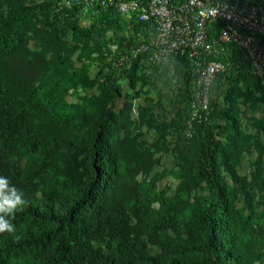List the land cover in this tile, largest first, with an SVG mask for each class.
Segmentation results:
<instances>
[{
    "label": "rangeland",
    "instance_id": "obj_1",
    "mask_svg": "<svg viewBox=\"0 0 264 264\" xmlns=\"http://www.w3.org/2000/svg\"><path fill=\"white\" fill-rule=\"evenodd\" d=\"M46 1L0 0V22L22 7L34 8ZM20 25V47L14 56L27 77L37 84L65 79L70 85L60 94L64 98L61 108L69 115L63 125L66 144L50 157L30 159L25 155L18 159L26 177L38 184L39 198L62 214L75 199L96 187L92 181L91 134L111 104L109 84L118 79L116 126L105 133L103 141L104 149L120 158V167L133 184L123 203L131 209L137 195L154 219L168 210L179 215L178 225L164 233L145 229L148 250L142 264H156L155 260L169 263L172 259L197 262L204 255V235L196 211L207 193L197 175V153L207 132L223 122L219 113L223 107L236 128L231 139L224 140L226 161H221V174L230 192L236 194V207L249 219L246 237L257 264H264V88H247L238 82L235 62L228 57L223 60L232 79L227 95L216 105L214 86L213 103L201 120L196 119L186 85L189 69L178 60L155 63L143 59L137 67L118 75L110 66L112 57L102 58L105 51L125 50L138 41L140 30L132 19H110L103 25V37L92 43L66 26L54 11L38 9ZM94 208L91 202L77 213ZM20 233L15 227L11 236ZM100 245L111 250L107 242ZM31 252L27 250L16 259L30 264Z\"/></svg>",
    "mask_w": 264,
    "mask_h": 264
},
{
    "label": "trees",
    "instance_id": "obj_2",
    "mask_svg": "<svg viewBox=\"0 0 264 264\" xmlns=\"http://www.w3.org/2000/svg\"><path fill=\"white\" fill-rule=\"evenodd\" d=\"M243 1L244 4L253 2L264 10L261 0ZM38 9L54 11L87 43L103 37V25L110 19L126 17L109 7L85 9L79 2L65 8L60 7L56 0H47L34 8L22 7L0 22V175L6 176L23 191L25 200L11 217L21 233L12 236L11 233H0V264H24L16 257L27 250H32L30 264H142L146 261L148 250L145 229L164 233L178 225L179 215L175 210H168L159 219H154V214H149L147 207L140 203L136 191L131 209L123 203L124 194L133 184L121 169L120 158L111 150H105L103 141L105 133L116 126L114 106L120 96L118 79L109 84L111 104L105 107L103 119L91 134L92 181L96 185L93 191L88 190L81 198L75 199L65 213H57L39 198L38 184L26 177L18 160L25 155L30 159L50 157L66 144L63 125L69 115L61 108L64 98L60 94L69 88V82L59 79L48 85L37 84L27 77L26 70L18 66L14 56L20 47L22 19ZM127 18L137 25L141 37L149 36L153 30L152 23L138 21L135 15ZM221 26V22L215 24L211 30L212 39L217 37ZM141 37L125 50L114 49L113 53L105 51L101 55L105 60L112 57L110 66L114 73L121 75L137 67L143 59H149L148 54H144L138 58L130 57L119 67L113 64L120 55L137 45ZM257 38L264 48V34ZM226 48L220 59L223 61L230 57L235 62L236 80L247 88L252 85L257 89L264 88L252 71L247 51L236 44H229ZM173 59L189 69L186 85L191 107L196 78L193 63L188 56ZM98 75H102L101 71ZM231 82L225 71L217 75L211 88L210 105L213 103V87L216 89L214 102L217 105L227 95ZM219 113L223 122L207 132L196 159L197 175L207 190L196 211V219L204 235V255L197 262L172 259L169 263L155 260L156 264H257L256 253L246 237L249 219L236 207V194L230 192L221 174V161H226L224 140L231 139L236 128L235 121L225 108L219 107ZM62 166L67 167L65 164ZM91 202L95 203L94 209L84 214L77 213ZM106 242L111 245V250H105L100 245Z\"/></svg>",
    "mask_w": 264,
    "mask_h": 264
},
{
    "label": "built area",
    "instance_id": "obj_3",
    "mask_svg": "<svg viewBox=\"0 0 264 264\" xmlns=\"http://www.w3.org/2000/svg\"><path fill=\"white\" fill-rule=\"evenodd\" d=\"M60 7L71 8V0H56ZM84 8H112L116 13L138 21L152 23L149 36L142 35L137 45L114 61L119 67L130 57L148 54L161 63L177 56H188L193 63L195 81L191 109L193 117L202 119L210 106L211 87L217 75L225 71L220 57L227 45L244 48L252 71L264 86V10L243 0H81ZM217 22L222 26L217 37H210Z\"/></svg>",
    "mask_w": 264,
    "mask_h": 264
},
{
    "label": "clouds",
    "instance_id": "obj_4",
    "mask_svg": "<svg viewBox=\"0 0 264 264\" xmlns=\"http://www.w3.org/2000/svg\"><path fill=\"white\" fill-rule=\"evenodd\" d=\"M24 193L10 180L0 175V233H13L15 225L11 221L15 211L24 205Z\"/></svg>",
    "mask_w": 264,
    "mask_h": 264
},
{
    "label": "water",
    "instance_id": "obj_5",
    "mask_svg": "<svg viewBox=\"0 0 264 264\" xmlns=\"http://www.w3.org/2000/svg\"><path fill=\"white\" fill-rule=\"evenodd\" d=\"M74 3H79L81 0H71Z\"/></svg>",
    "mask_w": 264,
    "mask_h": 264
},
{
    "label": "crops",
    "instance_id": "obj_6",
    "mask_svg": "<svg viewBox=\"0 0 264 264\" xmlns=\"http://www.w3.org/2000/svg\"><path fill=\"white\" fill-rule=\"evenodd\" d=\"M249 1H253V0H249ZM261 2H264V0H261Z\"/></svg>",
    "mask_w": 264,
    "mask_h": 264
}]
</instances>
